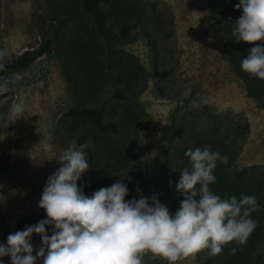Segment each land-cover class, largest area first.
I'll use <instances>...</instances> for the list:
<instances>
[{"label": "rangeland", "instance_id": "1", "mask_svg": "<svg viewBox=\"0 0 264 264\" xmlns=\"http://www.w3.org/2000/svg\"><path fill=\"white\" fill-rule=\"evenodd\" d=\"M81 3L0 0L2 62L42 44L62 15L79 11ZM234 5L112 0L110 49L82 15L68 21L31 65L0 77V243L25 228L16 226L39 208L47 178L61 166L56 158L70 145L87 144L91 163L121 174L126 199L156 195L172 213L184 198L176 183L190 167L186 150L207 146L228 156L227 165L218 162L210 189L222 198L254 195L257 226L243 244L229 243L219 254L205 249L171 264H264V100L247 93L228 59L240 17ZM115 90L127 98H114ZM201 97L213 102L199 105ZM18 101L25 112L16 119L10 107ZM80 105L102 108L105 119L118 121L122 130L103 135L64 116ZM46 231L50 235L51 227ZM31 242L35 255L40 235ZM2 259L11 264L10 257ZM146 261L170 264L163 257Z\"/></svg>", "mask_w": 264, "mask_h": 264}, {"label": "clouds", "instance_id": "2", "mask_svg": "<svg viewBox=\"0 0 264 264\" xmlns=\"http://www.w3.org/2000/svg\"><path fill=\"white\" fill-rule=\"evenodd\" d=\"M234 7L242 9L232 29L234 40L264 42V0H239ZM3 56L0 50V71L5 70ZM240 67L264 80V43L251 47ZM212 102L201 97L198 104ZM10 112L16 119L24 116L23 101L11 105ZM87 148L70 145L56 158L61 166L47 178L38 202L47 218L10 233L6 244L0 243V264L5 256L11 264H147L146 257H163L171 264L205 249L219 254L229 243L243 244L257 226L251 215L259 208L254 195L222 198L210 189L218 162L228 163L219 151L207 146L186 150L190 167L180 171L176 183L184 198L172 213L156 195L126 199L123 180L85 195L78 181L90 169ZM33 234L41 237L35 255Z\"/></svg>", "mask_w": 264, "mask_h": 264}, {"label": "trees", "instance_id": "3", "mask_svg": "<svg viewBox=\"0 0 264 264\" xmlns=\"http://www.w3.org/2000/svg\"><path fill=\"white\" fill-rule=\"evenodd\" d=\"M234 2L235 4H238L239 0H234ZM111 3L112 0H82L79 11H66L62 15V17L57 21L51 37L47 38L39 46L22 52L13 60L3 62L5 64V70L0 71V77L21 71L31 65L39 56L51 47V44L54 42V37H56L63 30L68 21L74 20L82 15H87L91 18L95 29L101 36L104 37L106 46L110 49L109 41L106 38V31L110 26V9L108 6H110ZM241 15L242 9H240V16ZM234 39L235 38L233 37L228 51V59L232 66V70L242 79L246 91L251 97L264 100V80L250 76L248 73L242 71L240 67L241 60L243 57L248 55L250 48L255 44H261L264 42H236ZM113 97L118 100H125L127 98V96L119 90L114 91ZM64 116L73 120L88 122L98 133L103 135H117L122 130V126L118 121L105 119L102 108H92L86 105H80L67 110L64 113ZM86 156L90 163V169L82 176L81 180L78 181V186L84 185L85 195L90 197L100 188L111 186L113 183L122 180L121 174L111 173L106 169V167L98 165V162L91 163L93 155L88 148L86 149ZM45 216L46 212L41 208H37L29 216L22 218L17 224L16 229L18 230L37 223L44 219Z\"/></svg>", "mask_w": 264, "mask_h": 264}]
</instances>
